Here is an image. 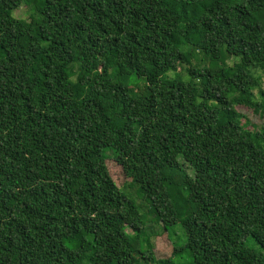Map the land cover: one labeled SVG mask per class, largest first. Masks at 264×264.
<instances>
[{
	"label": "trees",
	"instance_id": "16d2710c",
	"mask_svg": "<svg viewBox=\"0 0 264 264\" xmlns=\"http://www.w3.org/2000/svg\"><path fill=\"white\" fill-rule=\"evenodd\" d=\"M0 264H264V0H0Z\"/></svg>",
	"mask_w": 264,
	"mask_h": 264
},
{
	"label": "rangeland",
	"instance_id": "374dc122",
	"mask_svg": "<svg viewBox=\"0 0 264 264\" xmlns=\"http://www.w3.org/2000/svg\"><path fill=\"white\" fill-rule=\"evenodd\" d=\"M31 14H32L31 8L23 5L15 13V17L18 19L28 20L30 18ZM185 49H188V48L186 47ZM109 166H110L111 174L113 175L116 183L120 187H122L123 185L126 186L129 183V179L125 176L121 167L116 165L113 161H109ZM139 195H140V193H137L136 196L139 197ZM136 199H138V198H136ZM140 202H142V200ZM145 214H146L145 219L147 220L148 224L153 225V224L157 223L153 211L147 212V210H146ZM172 236H173L172 242L177 243V244H181L180 236H182L184 238V233H183L180 226H177L175 228V233ZM152 240L156 243L157 248L162 253V255L166 256V254H170L171 248H170V244L168 243L166 237L158 238V239L153 237Z\"/></svg>",
	"mask_w": 264,
	"mask_h": 264
}]
</instances>
